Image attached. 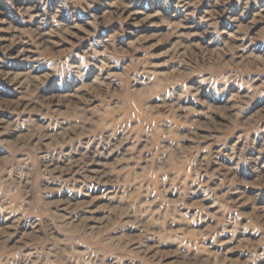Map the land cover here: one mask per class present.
Masks as SVG:
<instances>
[{
	"label": "rangeland",
	"instance_id": "374dc122",
	"mask_svg": "<svg viewBox=\"0 0 264 264\" xmlns=\"http://www.w3.org/2000/svg\"><path fill=\"white\" fill-rule=\"evenodd\" d=\"M0 264H264V0H0Z\"/></svg>",
	"mask_w": 264,
	"mask_h": 264
}]
</instances>
